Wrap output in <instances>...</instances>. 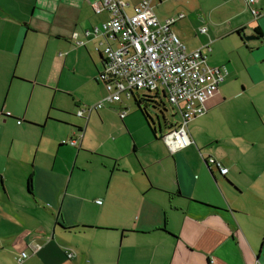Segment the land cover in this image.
<instances>
[{
  "label": "crops",
  "instance_id": "0c3cea01",
  "mask_svg": "<svg viewBox=\"0 0 264 264\" xmlns=\"http://www.w3.org/2000/svg\"><path fill=\"white\" fill-rule=\"evenodd\" d=\"M173 1L203 35L174 32L228 72L189 123L194 143L176 152L136 92L131 111L107 102L88 118L73 114L84 123L64 112L107 94L98 84L85 104L61 85L72 54L105 66L103 38L84 35L110 18L98 0H0V264L23 251V264H264V0ZM81 130V146L65 142Z\"/></svg>",
  "mask_w": 264,
  "mask_h": 264
},
{
  "label": "built area",
  "instance_id": "2783aa9c",
  "mask_svg": "<svg viewBox=\"0 0 264 264\" xmlns=\"http://www.w3.org/2000/svg\"><path fill=\"white\" fill-rule=\"evenodd\" d=\"M98 1L96 11L107 9L110 18L85 29L84 35L101 37L103 41L100 44L105 43L101 49L105 66L99 79L104 83L107 94L97 104L80 107L77 115L88 118L85 114L102 108L107 102L121 101L123 96L130 98L138 90L158 93L162 90L168 101L179 110L181 118L163 135L165 143L171 152L193 144L189 123L206 111L205 101L225 80L227 70L210 66L201 49L190 50L174 32L172 25L184 18V13L161 21L153 10L152 0H142L135 5L126 0ZM120 114L124 118L127 113ZM83 136L84 131L81 130L77 137L65 142L79 147ZM200 154L210 169L214 166L222 174L228 173L229 168L221 160ZM39 248L40 245H35L33 250ZM28 257L27 251L21 252L17 256V264H23Z\"/></svg>",
  "mask_w": 264,
  "mask_h": 264
},
{
  "label": "rangeland",
  "instance_id": "374dc122",
  "mask_svg": "<svg viewBox=\"0 0 264 264\" xmlns=\"http://www.w3.org/2000/svg\"><path fill=\"white\" fill-rule=\"evenodd\" d=\"M179 6L180 5L177 2H174L173 0H164L162 2V4H160V8L154 6L153 10H154L155 14L158 15L159 18L161 16V13H164V12H168V16H169L168 18H170L171 16L174 17L180 12L185 13V15L187 14L186 19L180 20L173 25V30L175 32H177L178 28L182 27L184 30H186V33H188L192 38L202 36L203 34H201V32H200L201 27L191 28V26L190 27L187 26L186 23L191 21L190 20L191 16L189 15V12L184 7H179ZM230 16H231L230 14L229 15L228 14L223 15L224 19H227ZM200 19H201V16H197L196 21L199 22ZM83 43H85V42H83ZM93 52L96 53V51H94V48H93ZM98 62L100 63V61H97L96 64H94L92 59L86 53L80 52L78 54H72L69 66L66 67L61 74V79H62L61 85L70 89L72 91L71 93L75 95L76 100L81 101L80 103L92 104L93 102L97 101V98H98L97 94L100 91L98 88V84H101L102 90H104V92L107 93L104 83L102 81H100V79H99V75H100L99 71H101L100 70L101 65ZM73 68H76V71H74ZM223 68H225L227 70L226 67H223ZM147 91L148 90H138V91H136V93L138 96L141 97L143 94H146ZM149 92L152 95L157 94V96H158L157 99L159 101H161V102H159L161 104L159 106H157V108L150 106V105L148 106L149 107L148 108L149 115L152 117L153 121H155L158 128H160L159 127V120H160L161 126H162V132L166 133L170 130L171 123L176 121L178 118V116L173 115V112H175L176 109L168 101L167 97L164 95V92L162 90H160L159 93L157 91H149ZM60 96L64 97L65 101L67 100V97L65 95H60ZM83 97L87 98L89 100L86 101V99H83ZM128 99H129L128 97L123 96L122 100L129 106L128 111L129 110L131 111V107L133 104L132 101L134 102V99L131 101ZM87 102H89V103H87ZM162 103H164V104H162ZM109 104H111V103L108 102L106 104V106ZM125 111H127L126 108L124 110H122V112H125ZM64 112H66V114L72 113V117H70V118L75 123H82L83 122L82 119L73 115V114L77 113V108L75 105H73V107L69 108V110H64ZM111 119L114 123H116V117L114 115ZM133 119L137 120L136 117H134ZM119 121H120V117H119ZM136 126L140 128V130H139L140 132H138V133H144L145 134V132H148V130L146 129L145 126H142L139 124H136ZM68 146L70 148H73L70 145H68ZM63 147H65V146H63ZM263 190H264V188H263ZM47 203L48 202L46 200H38V205H40L43 208L50 209V207L47 205Z\"/></svg>",
  "mask_w": 264,
  "mask_h": 264
},
{
  "label": "trees",
  "instance_id": "16d2710c",
  "mask_svg": "<svg viewBox=\"0 0 264 264\" xmlns=\"http://www.w3.org/2000/svg\"><path fill=\"white\" fill-rule=\"evenodd\" d=\"M257 31H258V29H257ZM157 94L156 95H152L150 92H149V90L146 92V94H143L142 96H141V98L140 99H136L137 101V105H138V108L143 112V114L147 117V119L149 120V122H151L152 123V121H153V119H152V117L149 115V112H148V109H147V107L150 105V106H153V107H155V108H157V106H159L161 103H159V102H161V101H159L158 99H157ZM145 102L146 103V105H144L143 106V104L141 105V102ZM162 104H164V103H162ZM143 106V107H142ZM29 189H31L32 190V179H30V182H29Z\"/></svg>",
  "mask_w": 264,
  "mask_h": 264
},
{
  "label": "water",
  "instance_id": "95a60500",
  "mask_svg": "<svg viewBox=\"0 0 264 264\" xmlns=\"http://www.w3.org/2000/svg\"><path fill=\"white\" fill-rule=\"evenodd\" d=\"M245 39L247 41H249V40H252V39H257V36L256 35H249V36H246Z\"/></svg>",
  "mask_w": 264,
  "mask_h": 264
}]
</instances>
